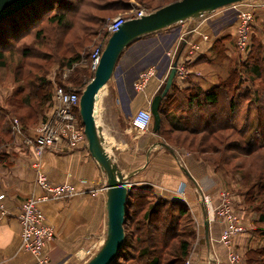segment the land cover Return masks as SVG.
I'll list each match as a JSON object with an SVG mask.
<instances>
[{"label": "crops", "instance_id": "obj_1", "mask_svg": "<svg viewBox=\"0 0 264 264\" xmlns=\"http://www.w3.org/2000/svg\"><path fill=\"white\" fill-rule=\"evenodd\" d=\"M260 13L263 16L259 22L264 24V10ZM224 27L216 32L207 29L214 39L230 36L234 42L232 26L228 23ZM229 28V33L223 34ZM173 31L167 28L143 36L124 50L114 75L98 94L95 119L98 116L105 151L122 174L128 176L130 190L133 185H149L158 197L185 203L192 213L191 219L201 221L202 228L196 234L189 255L191 264H210L213 260L226 264V251L215 242L223 224L208 220V233L204 229L206 208L220 203L221 194L228 190L224 183L210 165L193 153L184 148L179 151V147L168 151L163 136L151 131L137 133L131 125L132 116L138 110L149 109L152 98L160 93L175 60L186 70L184 79L175 76L172 83L181 90L192 86L209 90L226 77L225 67L222 70L211 61L213 41L207 43L198 39L200 52L188 58L185 43L179 45L181 34L173 35ZM164 40L169 42L163 47ZM230 43L225 45L227 58H231L234 51ZM147 71L153 74L142 87L134 88V83L141 80L139 75ZM168 93H172V87ZM183 117L181 112L168 113L162 124L164 130L177 125ZM38 124L29 127L23 135L33 136ZM57 147L43 154L40 170L53 183L74 187L76 195L63 201L40 203L45 223L54 230L43 256L50 264H79L100 248L105 238L106 178L87 147L70 149L65 143ZM33 160L31 152L23 148L19 140H14V134L9 143L0 144V195H4L0 201V264H34L33 257L20 248L19 225L23 201L42 194L35 183ZM92 190L96 193L90 194ZM181 193L184 199L178 197ZM203 195L208 196L209 202L204 201Z\"/></svg>", "mask_w": 264, "mask_h": 264}, {"label": "trees", "instance_id": "obj_2", "mask_svg": "<svg viewBox=\"0 0 264 264\" xmlns=\"http://www.w3.org/2000/svg\"><path fill=\"white\" fill-rule=\"evenodd\" d=\"M118 2L112 1L111 4L116 5ZM85 5V0H38L0 21V70L6 67L4 53L12 49L18 50L19 47L16 48L14 43L30 32L35 38L42 35L40 29L36 28L40 22L46 20L47 23L54 24L59 34L72 31L68 14H77L80 6ZM88 21L84 20L85 23ZM100 21L103 26V20ZM108 24L109 22L106 26ZM77 28L79 30L75 32L76 36H86L85 43L88 45L91 37L99 36L100 45L104 47L110 36L106 27L98 29L99 33L94 34L87 33V28L81 25ZM228 39H231L230 36H220L213 40L211 59L217 64L220 61L226 62V77L205 91L195 86L181 90L172 84V93H167L160 103L161 125L158 134L167 143L165 135L175 133L173 146L193 153L216 173L227 172L232 177L235 176L237 165L232 172L230 161L242 158L238 164L242 166L249 158L254 157L259 162V171L255 169L254 159H250L246 164L250 171L246 170L240 176L241 181L238 184L243 190L239 194L243 209L259 214L258 222L264 224V55L261 53L264 49L262 43L254 38L244 58L238 53H233L236 60L232 58L233 55L227 58L224 54V42ZM23 55L25 58L27 56L40 60L47 58L44 53L30 55L27 49ZM89 56V52L78 51L70 57H64L61 63L64 67L73 68ZM43 69L37 67L38 71ZM81 72L85 73L82 70ZM241 73L245 74L244 78H241ZM92 77L91 74L83 85L77 77L68 82L77 87L74 91L80 96ZM14 80L21 83L8 99L9 109H0V144L9 143L13 139L14 118L18 119L23 133L30 126L42 121L52 106V91L56 84L46 79L44 72L34 75L28 71L26 73L20 66ZM76 112L78 113V108ZM170 112L184 113V117L163 134L162 124ZM252 112L255 114L254 124L251 120L248 123V116L251 118ZM225 132H230L228 137L223 134ZM180 133L183 134L182 139L177 135ZM194 135H201L196 143L197 151L190 150L193 148V141L188 142L186 139ZM180 140L186 141L187 146L180 143ZM167 150L172 151L169 144ZM229 152L233 154L228 155ZM190 219V210L183 202L158 197L149 185H133L125 205L124 242L111 264H185L196 240L195 231L185 228L186 221ZM256 232L264 240V229ZM247 256L250 264H264V244L259 248L249 249Z\"/></svg>", "mask_w": 264, "mask_h": 264}, {"label": "rangeland", "instance_id": "obj_3", "mask_svg": "<svg viewBox=\"0 0 264 264\" xmlns=\"http://www.w3.org/2000/svg\"><path fill=\"white\" fill-rule=\"evenodd\" d=\"M112 1H119V2L116 5H112L111 4ZM175 1H178V0H85L86 5L80 6V10L77 12V14L75 13L68 14V21L72 23L73 30L62 32V34H59L58 28H56L54 24L47 23L46 20L40 22V24L36 27L37 29H40V34H42L40 37L38 36L37 38H35V35L32 32H30V34H28L25 38H21L16 43H14L16 48L19 47L18 50L12 49V51L4 53L3 55L6 61V67L0 70V109L5 108V107L9 109L8 103H7L8 99L12 95L13 91L16 90V88L21 83V82L14 80L15 73L20 66L22 70H24L26 73L28 71L29 73H32L34 75H38L39 73L44 72L46 79L50 80L53 84H56V86H63L65 88H69L71 90H74L77 87L70 84L68 80L77 77L81 79L82 85L84 81L89 80L90 75L91 74L93 75V73L88 68L89 67L88 63H80L78 65H74L73 68L64 67L61 63L64 57L65 58L70 57L72 56V53L74 52L79 51L82 53H87V52L91 53L95 48L99 47L101 44V40H99V36L91 37L89 39L90 41L89 45L85 43L86 36H83L82 34L80 36H76L75 34V32L79 30L77 26L81 25L83 26V28L86 27L87 28L86 31L89 34L99 33L98 29L103 28V27L107 28L106 26L107 22L111 23L112 21H115L119 17L124 18L126 21L128 19H132L138 12H142L144 14L152 13L155 10L165 5H168L172 2H175ZM248 3L255 4V5L259 3L264 4V0H248L246 4ZM262 11H263L262 9L261 10L257 9V11L255 12L254 31H253L251 42L253 43L254 38L255 40L257 39V41L262 43V49H264V24L259 22V20L263 16V15L260 16L261 15L260 12ZM229 13H230V7L228 6V7L220 8L219 10H216L215 12H212L211 14H205L198 19L187 20L185 22L172 26L173 28L171 27L169 28H170V31L174 30L173 35H175L176 33H179V35L181 34L180 39H183L185 42H187L185 45L186 47H190L189 45L191 44H197L199 38H196V36L199 32L203 30L208 32V29L215 30L216 32L218 29L220 30V28L227 25L229 23V20L232 18V16ZM84 20H89V21L85 23ZM100 20H103L102 23H104L105 25L103 24V26H101L102 24H100L101 23ZM257 21L259 22L258 26H256V23H258ZM229 31H230V28L225 29V31H223V34L226 35V33H229ZM180 39H179V45L180 46L184 45V42H181ZM231 39H228V42L231 41ZM163 42L164 44L162 43V45L164 47L169 42V40H164ZM228 42H224L225 45H227ZM230 44L232 45L234 49V44L232 41ZM25 49H27V53H29L30 55H39V54L44 53L47 55V58L45 60H40L34 57L31 58L27 56L25 58V55H23ZM262 51L261 53L264 55V52ZM233 53L236 54L238 52L237 50L234 49ZM232 58L236 60L237 57L233 54ZM225 65H226V62L220 61V64H218L217 66H219V68L223 70ZM39 66L44 69L42 71H38L37 67ZM120 67L122 68V66ZM119 69L117 70L118 72H119ZM220 69H219L220 71L219 73L221 74ZM81 70L85 71V73L81 72ZM215 75H217V73ZM244 76L245 74L241 73V78H244ZM250 117L251 118H249L248 116V123L251 120L252 124H254L255 123L254 112L251 113ZM14 119L17 120L18 125H19L18 119L17 118H14ZM96 120H97L96 122L99 121L98 116ZM128 123L130 125V122ZM35 125L36 124L30 127L33 128ZM161 132L163 134L166 133L164 128H162ZM229 133L230 132H225L223 134L225 135V137H228ZM177 135L178 137L182 139L183 134L180 133ZM174 136H175V133L165 135V139L167 140L166 142L169 144V147H172L171 148L172 151L176 149V146H173L175 145L174 140H173ZM200 137L201 135H194V136L186 137L188 142L193 141V148L190 149L191 151H195V150L197 151L196 143L198 142ZM232 137H235V136L233 135ZM180 143H182L185 147L187 146L186 141L184 142L180 140ZM178 149L179 151L180 150L183 151V149L180 147ZM229 153L230 154L228 155H231V153L233 154V152H229ZM202 156L206 157L205 155H202ZM250 159L253 160L254 157L249 158V160ZM249 160L247 162H249ZM241 161H242V158H239V159L235 158L232 161H230L231 164L229 167L233 169L231 170L232 172H234V166L237 165L235 172H234L235 176L233 177L227 172L226 173L224 172L216 173L215 171L214 172L215 174L219 176L218 177L219 180L223 182L225 187L228 189L226 190L227 192H224V193L228 194V197L230 198L232 210L234 211V213L239 215L242 226L244 228V231L240 233V235L235 240V245L237 246L234 250L240 255L241 264H250L248 263V260H247L248 258L247 252L249 251V249H255V248H259L263 246L264 240L262 238H259L258 236L259 234H257L256 231L258 229H264V224H260L258 222L259 214L243 209L242 197L239 194L243 190V187L242 188L239 187L238 183L241 181L240 176H242V174L246 170L250 171V169L246 165L247 162L246 164H243L244 166L243 165L238 166V164ZM253 161H254L255 169L258 172L259 162H257V160L255 159ZM229 167L227 168L230 169ZM180 195L181 194H179L178 197L184 199V197H182L184 195L183 194L181 196ZM207 195H203L205 202H209ZM206 207H208V204L206 205ZM215 207L216 205L214 207L211 206V207L206 208L207 210L204 213L205 214L204 219H207L213 222L220 220L217 218L216 215H214ZM190 214H191V218H193L191 212ZM185 228L186 229L191 228L195 231V234H197L199 230L202 228L201 221H193L192 219H190V221L187 220L185 223ZM218 240H219V237L215 239V242H218ZM237 241H239V243ZM195 242L196 240L194 241V243ZM194 243L192 245L191 250L193 249ZM224 249L226 251V256H227V249L226 248ZM96 251H94L93 254L89 258H86L84 262L82 260V262L79 264H85L96 253ZM187 260L190 261V258L188 257Z\"/></svg>", "mask_w": 264, "mask_h": 264}, {"label": "built area", "instance_id": "obj_4", "mask_svg": "<svg viewBox=\"0 0 264 264\" xmlns=\"http://www.w3.org/2000/svg\"><path fill=\"white\" fill-rule=\"evenodd\" d=\"M247 1L229 5V14L232 16L229 23L233 28L234 49L237 50L242 58L248 54L250 49L254 31L255 12L257 9L264 10L263 3L256 5L246 4ZM142 15L144 13L138 12L133 18H138ZM124 21L125 19L121 17L112 21L107 25V32L112 34L117 31ZM201 32L197 34L196 38L207 43L213 41L214 38L209 32L205 30ZM180 41L184 42L185 45L187 43L183 39H180ZM200 43L198 41L197 44H191L189 45L190 47H186L188 58L200 52ZM102 51L103 47L100 45L90 53L88 59H82L81 63H88L89 69L94 73ZM188 58L186 59L188 60ZM152 74L151 71L141 73L139 75L141 80L139 83H134V88L142 87ZM175 76L178 79L185 78L186 70L181 64L176 65ZM79 97L74 90L63 86H55L52 91V106L48 110L46 117L35 128L33 136H24L17 120L14 119L12 123L14 140H19L21 146L31 152L34 159L32 166L35 170V183L42 191L40 197L29 196L23 201L19 215L20 248L33 257L34 264H50L43 256V251L46 244L54 237V230L45 223L39 206L40 203L45 201H63L76 195V191L71 185L55 184L49 180L40 170V159L45 152L57 149L59 143H65L70 149L87 147L83 124L79 117ZM76 108H78V113ZM131 125L137 133L144 134L151 131L152 115L149 109L138 110L131 118ZM130 186L128 184L129 188ZM89 193L95 194L96 192L92 190ZM3 197L4 195L1 194L0 201ZM214 215L223 224L218 243L227 249L226 264H241L240 255L234 249L237 246L235 245V240L244 231V228L239 215L232 210L228 194L224 193L221 195L220 203L214 208ZM185 264H190V261L186 260ZM210 264L218 263L217 260H213Z\"/></svg>", "mask_w": 264, "mask_h": 264}, {"label": "water", "instance_id": "obj_5", "mask_svg": "<svg viewBox=\"0 0 264 264\" xmlns=\"http://www.w3.org/2000/svg\"><path fill=\"white\" fill-rule=\"evenodd\" d=\"M38 0H0V21L28 7ZM246 0H178L152 13L126 20L117 31L110 34L92 79L80 94L79 117L83 124L87 149L106 178V234L100 248L85 264H111L124 242V215L127 196L130 192L128 176H124L105 151L101 127L97 125L95 104L98 94L114 75L117 62L133 42L139 38L167 29L187 20H195L220 8ZM175 60L164 82L163 89L156 94L149 105L152 115V132L158 133L161 125L159 107L169 92L176 75ZM208 220L204 221L205 233Z\"/></svg>", "mask_w": 264, "mask_h": 264}]
</instances>
